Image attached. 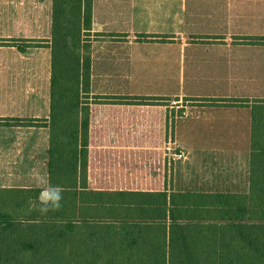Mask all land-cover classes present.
<instances>
[{
	"label": "crops",
	"instance_id": "crops-1",
	"mask_svg": "<svg viewBox=\"0 0 264 264\" xmlns=\"http://www.w3.org/2000/svg\"><path fill=\"white\" fill-rule=\"evenodd\" d=\"M51 16L0 0V189H49ZM90 34L88 191L247 195L251 110L220 104L264 101V0H93Z\"/></svg>",
	"mask_w": 264,
	"mask_h": 264
},
{
	"label": "trees",
	"instance_id": "trees-1",
	"mask_svg": "<svg viewBox=\"0 0 264 264\" xmlns=\"http://www.w3.org/2000/svg\"><path fill=\"white\" fill-rule=\"evenodd\" d=\"M92 1L52 0L48 188L62 199L42 213V191L0 189V264H264V101L220 104L251 110L247 195L88 191Z\"/></svg>",
	"mask_w": 264,
	"mask_h": 264
},
{
	"label": "clouds",
	"instance_id": "clouds-1",
	"mask_svg": "<svg viewBox=\"0 0 264 264\" xmlns=\"http://www.w3.org/2000/svg\"><path fill=\"white\" fill-rule=\"evenodd\" d=\"M62 199L61 190L48 189L45 192H42L39 197V201L42 207L39 209L42 213H45L49 210L58 209L60 206V200Z\"/></svg>",
	"mask_w": 264,
	"mask_h": 264
},
{
	"label": "built area",
	"instance_id": "built-area-1",
	"mask_svg": "<svg viewBox=\"0 0 264 264\" xmlns=\"http://www.w3.org/2000/svg\"><path fill=\"white\" fill-rule=\"evenodd\" d=\"M187 113H188V109L186 107H181L179 114L176 113V115H174L172 118H173V120H176V119H179V118H184V117L187 116ZM173 157L175 159H181L183 157V154L175 152L173 154Z\"/></svg>",
	"mask_w": 264,
	"mask_h": 264
},
{
	"label": "rangeland",
	"instance_id": "rangeland-1",
	"mask_svg": "<svg viewBox=\"0 0 264 264\" xmlns=\"http://www.w3.org/2000/svg\"><path fill=\"white\" fill-rule=\"evenodd\" d=\"M85 35H86V37L84 38V41H89V40L93 39V35L92 34H85ZM87 35H89V36H87ZM82 55L85 57L87 55V53L83 51Z\"/></svg>",
	"mask_w": 264,
	"mask_h": 264
}]
</instances>
